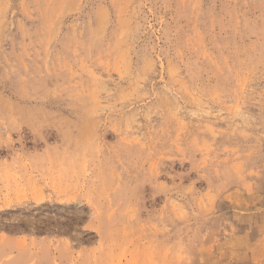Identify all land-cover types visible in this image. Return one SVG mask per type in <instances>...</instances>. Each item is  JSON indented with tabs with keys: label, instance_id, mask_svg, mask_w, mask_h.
<instances>
[{
	"label": "rangeland",
	"instance_id": "rangeland-1",
	"mask_svg": "<svg viewBox=\"0 0 264 264\" xmlns=\"http://www.w3.org/2000/svg\"><path fill=\"white\" fill-rule=\"evenodd\" d=\"M0 264H264V0H0Z\"/></svg>",
	"mask_w": 264,
	"mask_h": 264
}]
</instances>
